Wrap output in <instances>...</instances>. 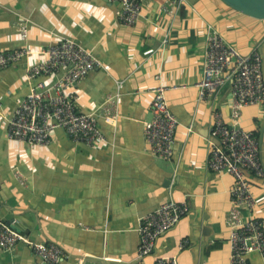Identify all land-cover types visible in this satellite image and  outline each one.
Instances as JSON below:
<instances>
[{
    "label": "crops",
    "instance_id": "0c3cea01",
    "mask_svg": "<svg viewBox=\"0 0 264 264\" xmlns=\"http://www.w3.org/2000/svg\"><path fill=\"white\" fill-rule=\"evenodd\" d=\"M119 7L107 0H0V51L25 46L40 51L65 38L92 49L104 66L73 89L78 111L102 115L111 99L120 116L114 125L100 116L107 142L97 146L74 142L62 129L45 146L11 140L5 119L38 81L27 78L28 62L43 57L0 70V220L19 221L34 242L61 246L69 257L60 264H80L82 255L83 264H155L157 257L176 258L178 264H231L226 217L234 179L214 174L207 164L216 143L215 111L233 126L231 88L201 101L197 85L208 25L242 53L258 50L264 63V21L220 0H186L180 7L145 0L140 20L129 27L117 21ZM22 25L28 30L25 41L18 32ZM157 76L172 88L167 99L180 122L169 160L152 156L144 135V124L153 118ZM56 79L40 80L49 86ZM238 126L259 140L264 105L244 107ZM261 158L264 166V142ZM252 182L259 202L255 213L264 220V177ZM170 199L188 203L190 212L140 260V219ZM185 240L189 244L182 248ZM246 258L264 264L259 253ZM0 264L42 260L20 243L12 251L0 249Z\"/></svg>",
    "mask_w": 264,
    "mask_h": 264
},
{
    "label": "built area",
    "instance_id": "2783aa9c",
    "mask_svg": "<svg viewBox=\"0 0 264 264\" xmlns=\"http://www.w3.org/2000/svg\"><path fill=\"white\" fill-rule=\"evenodd\" d=\"M107 1L119 4L117 21L121 24L132 27L140 20L145 0ZM167 1L172 7H180L186 2ZM18 32L23 41L27 40L25 26H20ZM168 41L166 37L163 42L167 44ZM205 44L202 79L197 85L199 100L220 95L226 86H230L233 99V126L226 123L221 111L214 113L212 136L218 144H212L207 164L214 174L229 175L234 179L230 190L232 207L226 217L230 229L231 264H249L247 255L259 253L264 256V220L255 213L259 202L252 182V177H264V166L258 137L238 125L244 107L264 105L263 58L258 50L242 53L236 46L227 43L213 25L206 28ZM34 55L43 58L31 64L28 61ZM23 60H28L27 78L38 81L5 119L8 138L31 146H45L50 142L52 132L62 129L74 142L90 147L105 144L107 139L100 129V116L103 115L105 122L112 125L120 118L111 105V99L104 106L102 115L95 112L83 114L78 111V97L73 91L76 84L91 71L103 68V62L94 51L68 38L59 39L56 44L40 51L26 46L13 51L4 50L0 51V70L16 66ZM51 76H57L53 85L48 86L40 80ZM156 80L160 83L153 90V118L144 124V135L149 153L169 160L174 153L180 122L172 113L167 99V92L172 88L162 84L160 76ZM189 212L188 203L170 199L140 219L138 258L144 260L151 256L161 235L175 227ZM245 213H248L247 218ZM15 224L20 222L0 220V249L12 251L18 244L24 243L41 258L42 264H60L69 257L59 245L30 240L24 231L14 228ZM188 244L185 240L181 247L185 248ZM84 260L82 255L80 264ZM155 264H178V261L176 258L157 257Z\"/></svg>",
    "mask_w": 264,
    "mask_h": 264
},
{
    "label": "water",
    "instance_id": "95a60500",
    "mask_svg": "<svg viewBox=\"0 0 264 264\" xmlns=\"http://www.w3.org/2000/svg\"><path fill=\"white\" fill-rule=\"evenodd\" d=\"M233 10L242 13L248 17L264 21V0H220ZM263 72H264V63H263ZM30 93V92H29ZM216 144L218 140L215 139ZM264 142V132L260 134L259 137V146L262 151ZM14 228L18 231H23L21 224H15ZM88 262V261H87ZM97 262V261H95ZM139 262H137L138 264Z\"/></svg>",
    "mask_w": 264,
    "mask_h": 264
},
{
    "label": "trees",
    "instance_id": "16d2710c",
    "mask_svg": "<svg viewBox=\"0 0 264 264\" xmlns=\"http://www.w3.org/2000/svg\"><path fill=\"white\" fill-rule=\"evenodd\" d=\"M256 136H258V135H256Z\"/></svg>",
    "mask_w": 264,
    "mask_h": 264
}]
</instances>
